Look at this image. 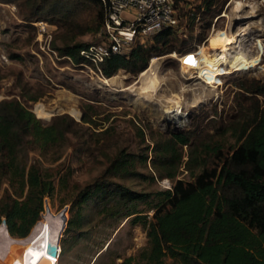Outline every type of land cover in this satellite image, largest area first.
Masks as SVG:
<instances>
[{"label":"rangeland","instance_id":"374dc122","mask_svg":"<svg viewBox=\"0 0 264 264\" xmlns=\"http://www.w3.org/2000/svg\"><path fill=\"white\" fill-rule=\"evenodd\" d=\"M205 2L180 0L185 24L174 31L171 50L152 55L157 59L150 72L132 75L118 70L109 78L86 64L75 65L49 52L54 50L52 45L69 42L73 30L50 24L49 15L29 19V11L39 3L0 2V99L19 100L43 123L59 114L76 122L71 124L73 131L63 144L44 154L27 150L29 160H38L53 176L52 195L44 197L51 215H45L26 241L7 231L2 234L1 224L0 244L6 236L9 248L21 254L24 249L18 248L32 236H36L37 243L45 241L50 223H60L56 215L65 208L58 254L53 260L42 258L53 264H122L131 257L129 264H145L139 256L146 247L145 232L133 219L135 215L149 219V208L162 196L159 192L170 189L175 179H190L182 168L174 179L156 178L148 157L145 164H134V170L145 174V179L132 175L110 177L113 182L146 194L144 201L133 206L136 213L122 210L105 217L93 205H80L77 226L66 232L71 216L68 210L78 189L98 177L117 150L135 154L147 150L149 156L154 140L192 129L199 121L215 125L219 118L226 120L234 113V98H240L237 82L264 80V0H222L211 18L202 13ZM67 15L82 29L99 24L92 6L83 0L74 1ZM42 24L46 33L40 41L37 32ZM98 31L99 27L76 35L75 41L98 43ZM257 100L264 110V96H257ZM38 103L49 112L35 110ZM81 117L88 122H82ZM5 187L4 182L0 194ZM42 214L43 209L40 220ZM79 233L81 237L73 242ZM0 264L7 262L0 260ZM160 264L179 263L164 257Z\"/></svg>","mask_w":264,"mask_h":264},{"label":"trees","instance_id":"16d2710c","mask_svg":"<svg viewBox=\"0 0 264 264\" xmlns=\"http://www.w3.org/2000/svg\"><path fill=\"white\" fill-rule=\"evenodd\" d=\"M20 1L39 3L29 11V19L45 14L50 16V24L73 30L70 43L52 45L58 57L68 58L75 65L88 63L79 54L88 44L76 42L75 37L100 28L104 17L101 0H83L99 19L97 26L83 29L67 15V8L80 0ZM222 3L206 0L203 15L213 17ZM175 30L162 28L149 41L152 44L135 45L123 55L111 54L99 63L98 71L91 67L104 78L118 70L141 73L152 55L171 50ZM236 87L240 98H234L230 118H219L213 121L215 125L199 121L192 129L154 140L149 156L147 150L139 154L117 150L102 173L78 189L65 231L77 226L80 205H93L105 217L122 210L136 213L133 206L144 201L146 194L109 178L132 175L145 179V174L134 170V164H145L149 157L156 178L174 179L182 168L190 179H175L170 189L159 192L162 196L149 208V219L135 215L133 221L145 232L146 247L139 253L145 264H160L164 257L179 264H264V110L257 100V96H264V80L238 81ZM35 110L49 112L39 103ZM35 116L15 98L0 99V189L6 183L0 194V226L5 219L8 233L17 239L29 233L37 221L34 229H38L46 215L40 220L44 197H51L55 187L52 174L38 160H29L27 150L47 153L63 144L73 131L71 124L76 125L66 114L53 115L47 123ZM81 121L88 122L83 117ZM80 237L76 234L73 242ZM130 261L128 257L122 264Z\"/></svg>","mask_w":264,"mask_h":264},{"label":"built area","instance_id":"2783aa9c","mask_svg":"<svg viewBox=\"0 0 264 264\" xmlns=\"http://www.w3.org/2000/svg\"><path fill=\"white\" fill-rule=\"evenodd\" d=\"M101 1L104 6V17L98 31L101 41L88 44L79 51L87 60L86 65L95 66L97 71L99 63L109 55L127 54L133 46L145 45L162 28L179 29L181 24H185V17L179 9L180 0ZM45 33L42 24L37 32L40 41ZM49 52L57 56L54 50L49 49Z\"/></svg>","mask_w":264,"mask_h":264},{"label":"bare ground","instance_id":"6f19581e","mask_svg":"<svg viewBox=\"0 0 264 264\" xmlns=\"http://www.w3.org/2000/svg\"><path fill=\"white\" fill-rule=\"evenodd\" d=\"M235 8L239 9L238 6H236ZM156 59L157 58L155 57H152L150 59L149 66L144 70V72L142 73L143 75L151 71L152 66L155 63ZM38 222L39 221H37L36 224L32 227V229L30 230L27 236L23 238H19V239H25V240L28 239L31 232L33 231V229L35 228ZM1 224L3 223L1 222ZM59 224H60L59 222L50 223L46 239L45 241L41 243L39 241H38L39 243L35 242L36 236H32L29 242L25 244L26 246L23 245L21 247V249H24L23 253L21 254L17 252L16 250L10 249L9 246L7 245V241L5 240V238H3L0 244V260L6 261L7 264H53L50 260H53L56 258L58 254V250H59V247L56 244V235H57V231L59 228ZM1 231H2V234H7L8 232L7 227L4 224L2 226ZM49 248L51 249L53 248L55 250L56 255L50 254L48 252ZM41 256L47 257L50 260L46 258H42Z\"/></svg>","mask_w":264,"mask_h":264},{"label":"water","instance_id":"95a60500","mask_svg":"<svg viewBox=\"0 0 264 264\" xmlns=\"http://www.w3.org/2000/svg\"><path fill=\"white\" fill-rule=\"evenodd\" d=\"M43 210H44V214H48V215H51L50 212H49V207L47 205V203L45 201H43ZM64 211H65V208H63L61 211L58 212V214L56 215L57 218L59 219L60 221V224H59V228H58V231H57V235H56V244L58 245V235H59V230L62 229V227L64 226L65 224V214H64ZM42 212V211H41ZM41 212L39 213V215L41 214ZM43 215V214H42ZM41 215V216H42ZM1 222L6 226L5 224V219H2ZM48 252L50 254H55V250L52 248H49L48 249Z\"/></svg>","mask_w":264,"mask_h":264}]
</instances>
